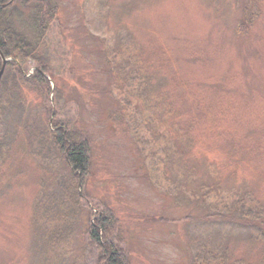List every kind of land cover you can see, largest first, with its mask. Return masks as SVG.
I'll return each instance as SVG.
<instances>
[{
  "label": "rangeland",
  "instance_id": "obj_1",
  "mask_svg": "<svg viewBox=\"0 0 264 264\" xmlns=\"http://www.w3.org/2000/svg\"><path fill=\"white\" fill-rule=\"evenodd\" d=\"M56 2L25 72L46 63L52 94L0 83V264H95L97 208L129 264H264L233 208L264 218V0L251 27L246 0ZM53 120L89 142L77 192Z\"/></svg>",
  "mask_w": 264,
  "mask_h": 264
},
{
  "label": "trees",
  "instance_id": "obj_2",
  "mask_svg": "<svg viewBox=\"0 0 264 264\" xmlns=\"http://www.w3.org/2000/svg\"><path fill=\"white\" fill-rule=\"evenodd\" d=\"M259 1L246 0L244 20L249 27L258 17L254 5ZM24 10L29 11V19H25ZM58 10L56 0H0V50L6 58L11 59L7 63L1 82H5L6 77L16 78L17 84L22 85L23 89L24 87H30L40 95L49 96V94H52L50 80L45 77L50 73L49 67L40 58L41 62L36 64L35 72L28 77V73L25 72L33 62H37L41 43L55 22ZM20 20H23V24ZM24 27L29 28L24 30ZM243 28L244 26H241L240 29L243 30ZM30 29L36 35H34L35 40H30L32 36L30 35ZM1 68L2 60L0 58V71ZM151 88L150 86L148 88L149 96L152 93ZM1 93L0 91V102ZM48 115L53 116L51 105L48 108ZM53 121L52 139L61 159L70 171L71 180L75 187H72V189L77 192L90 174L89 142L82 138L74 140L65 123L57 120ZM236 199V201H233L235 202L233 208L240 213L243 219H246L245 221L259 227L262 231L264 229V218L260 215L262 212L255 204L252 194L244 193ZM225 218L232 221L233 214L230 213ZM118 226L119 221L114 214L97 208L96 218L94 223L90 224L87 233L89 245L96 252L95 264H129L126 253L116 239Z\"/></svg>",
  "mask_w": 264,
  "mask_h": 264
},
{
  "label": "water",
  "instance_id": "obj_3",
  "mask_svg": "<svg viewBox=\"0 0 264 264\" xmlns=\"http://www.w3.org/2000/svg\"><path fill=\"white\" fill-rule=\"evenodd\" d=\"M0 58H1V60H2V68H1V71H0V79H1V77H2V75H3V73H4V70H5V67H6V65H7L8 61H9L10 59L6 58V57L3 55V53L1 52V50H0Z\"/></svg>",
  "mask_w": 264,
  "mask_h": 264
}]
</instances>
